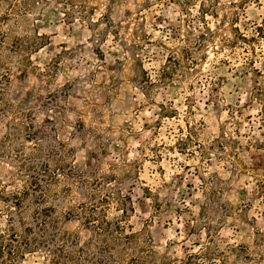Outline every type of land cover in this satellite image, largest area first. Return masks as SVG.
I'll list each match as a JSON object with an SVG mask.
<instances>
[{
    "label": "rangeland",
    "instance_id": "obj_1",
    "mask_svg": "<svg viewBox=\"0 0 264 264\" xmlns=\"http://www.w3.org/2000/svg\"><path fill=\"white\" fill-rule=\"evenodd\" d=\"M184 2L0 5V15L11 12L2 30L37 46L19 55L9 46L2 55L0 71L7 67L10 81L0 110V180L8 192L23 188L11 158L30 151L24 136L32 124L45 130L42 143L63 170L24 198L20 210L0 211V241L32 242L14 260L3 254L0 264H181L194 253L189 264H264V194L238 169L261 162L251 142L262 138L263 116L251 91L263 48L240 34L250 36L262 21L264 0H216L215 17H203L198 0ZM168 61L176 69L168 82L140 87L143 71L154 80ZM222 125L249 143L237 169L197 150ZM190 131L194 143L178 144ZM10 132L13 139L4 140ZM208 176L218 198L206 208L201 177ZM83 202L87 209L97 202L95 214L114 225L106 238L82 223ZM39 223L46 229L38 231Z\"/></svg>",
    "mask_w": 264,
    "mask_h": 264
},
{
    "label": "trees",
    "instance_id": "obj_2",
    "mask_svg": "<svg viewBox=\"0 0 264 264\" xmlns=\"http://www.w3.org/2000/svg\"><path fill=\"white\" fill-rule=\"evenodd\" d=\"M9 0H0V5L2 3H6ZM193 1L197 0H185L184 5H191ZM200 5V12L203 14V17L206 14H209L210 16L215 17L216 16V9L217 4L216 0H198ZM256 2L260 0H254ZM1 7V6H0ZM186 11H188V8H186ZM11 18V12L4 13L0 15V70L2 68V55L4 53V49L9 47V50H12L16 54L21 53H28L36 50V45L33 46V44H30L25 38L15 36L11 37L9 33L2 30V27L4 24H6V20H9ZM9 36L10 44L8 43ZM240 38L243 42H251V41H257L262 44L263 48V58H264V15L262 17V21L259 24H255L252 33L250 36L247 34H240ZM203 40V39H201ZM232 40H230L228 37H223V44L225 46H228V48H231L232 46ZM202 44V43H201ZM188 53V51H186ZM172 60V57L169 59ZM27 61H30V58H27ZM178 65L180 64V61L177 60ZM18 64L23 65L22 61H17ZM176 63V62H173ZM256 74L260 77V81H258L257 85H255L252 88L251 91V99L255 100L259 104V110L260 114L263 116L262 124L264 126V62L262 63V68H254ZM176 71L175 67L171 66V63L168 61V63H164L163 67L159 69V71L156 73V78L152 80V77L149 73L146 71H143V83L140 85L142 88L149 89L150 87H157L159 85L157 84H165L174 76V72ZM9 69L7 67H3V71H0V110H3V98H2V92L4 91L3 85L7 84L10 81V76H8ZM161 110L165 109L164 106L160 107ZM7 111H9L7 109ZM165 111V110H164ZM19 124L24 125L23 121L19 122ZM28 132L25 134L24 139L26 141L30 142V151L27 153H23V151L17 152L12 158L11 161L15 163V174L17 176H20L23 178V188L20 191L17 192H8L6 185L0 180V211L3 209L8 212L12 213L16 210H20L21 206L23 205V200L26 198L30 193L36 191V190H43L48 187V185L57 178L60 174L63 173L62 166L59 165L58 162H55L53 158L51 157V150L49 147H44V144L42 143L43 140L46 138V132L42 127H35L32 125H27ZM225 125H222L219 128V134L215 138H213L208 143H200L198 142V152H200V156L202 158H209L210 155H214L215 157L219 158H227L234 167L237 169L236 161L239 159V151L242 150L244 147L248 145H242L240 142L231 134L227 133L225 129ZM14 134L16 132H10L4 136V140L13 139ZM261 139L252 141V147L258 149L261 154V162L258 164H251L246 165L244 163L241 164V168H238L241 172L249 173L251 177L254 179V182L256 183L258 192L262 195L264 194V132L261 133ZM193 141L191 136V131L188 132L185 138H180L178 141V144L183 145L186 147L189 143V141ZM196 152L195 149H190V153L194 154ZM54 163V164H53ZM55 165L53 168L52 166ZM81 176L78 175V179L76 181H81ZM202 184L204 185L203 192L205 193L204 198L206 199V202L203 206H209L213 202L216 201L218 198V195L216 194V191L213 187V177L208 176L207 178L201 177ZM87 196H91L92 194H86ZM94 195V194H93ZM108 199V196L104 195V197H101V201H106ZM98 203L93 202L90 204V206L87 209V202H83L80 204L79 208L81 210L82 215V223L88 230L98 237H104L106 238L108 234L115 229H111L112 223L110 221H107L106 218H100L99 215L95 214V211L98 208ZM221 206V205H219ZM205 208V207H204ZM221 208H224L221 206ZM88 210V211H86ZM51 212V211H50ZM122 212L124 215H127L128 210L126 208H122ZM48 213V212H47ZM9 215V214H8ZM15 221V218L10 216L9 221L13 222ZM38 231L46 229V223H39L36 224ZM118 228H120V224L117 223ZM26 232L31 233L32 228L28 227L26 228ZM118 236V235H116ZM32 245L31 240L23 239L22 242H19L17 246H13L12 242L9 239H2L0 241V257L3 254H9L12 256V260H14L17 256H22V252L24 249H29ZM209 244H206L204 248H208ZM201 249V248H200ZM199 249V250H200ZM203 250V248H202ZM24 254V252H23ZM193 256H197V253L192 254ZM189 255L186 260H179L178 262L181 264H189V257L192 256ZM207 256V255H205ZM201 264L200 262H197V264ZM223 263V262H222ZM162 264H167L166 262H163Z\"/></svg>",
    "mask_w": 264,
    "mask_h": 264
}]
</instances>
